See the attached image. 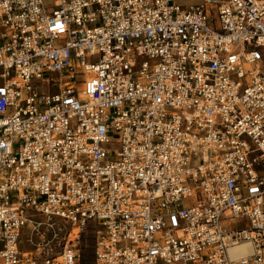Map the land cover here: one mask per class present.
Masks as SVG:
<instances>
[{
    "label": "built area",
    "instance_id": "obj_1",
    "mask_svg": "<svg viewBox=\"0 0 264 264\" xmlns=\"http://www.w3.org/2000/svg\"><path fill=\"white\" fill-rule=\"evenodd\" d=\"M182 3L0 0V264H264V0Z\"/></svg>",
    "mask_w": 264,
    "mask_h": 264
},
{
    "label": "rangeland",
    "instance_id": "obj_2",
    "mask_svg": "<svg viewBox=\"0 0 264 264\" xmlns=\"http://www.w3.org/2000/svg\"><path fill=\"white\" fill-rule=\"evenodd\" d=\"M182 4H189L192 2V0H182ZM48 77V76H46ZM58 90L57 86L54 85L52 88L49 86H45L41 88V92H53L56 93ZM113 150V148H111ZM109 157H113L112 154H109ZM37 222H43L44 218L38 216L36 218ZM57 225L62 226V230H58V236L55 238V233L53 231L48 232L46 230V226L38 227V231H32L31 228L26 227L22 236L21 240V248L25 252H36L38 249V245L43 242V239L41 238V234L45 233V243L46 248H48L51 252H57L60 248V243H63L66 241L68 237V234L70 232V227L64 225L62 222H58ZM245 225L244 220H239L236 222H231L229 224L230 229H235L238 227H241ZM97 230L96 224L94 222H91L88 226V228L83 232L81 242H80V248H81V262L80 264H94L95 259V242H96V236H97Z\"/></svg>",
    "mask_w": 264,
    "mask_h": 264
},
{
    "label": "bare ground",
    "instance_id": "obj_3",
    "mask_svg": "<svg viewBox=\"0 0 264 264\" xmlns=\"http://www.w3.org/2000/svg\"><path fill=\"white\" fill-rule=\"evenodd\" d=\"M232 258H237L246 254L251 253V248L249 245L237 246L229 251Z\"/></svg>",
    "mask_w": 264,
    "mask_h": 264
}]
</instances>
